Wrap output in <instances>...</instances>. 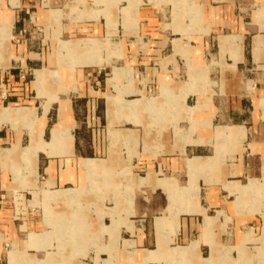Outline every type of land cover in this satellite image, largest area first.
I'll list each match as a JSON object with an SVG mask.
<instances>
[{"label":"crops","instance_id":"1","mask_svg":"<svg viewBox=\"0 0 264 264\" xmlns=\"http://www.w3.org/2000/svg\"><path fill=\"white\" fill-rule=\"evenodd\" d=\"M65 1H0V22L12 23L8 35L0 39V161L11 175L0 171V264H207L206 259H212L210 264H234L231 251L238 252L249 230L256 239L258 225L253 214L257 210L250 211V205H246L251 196L242 198L244 189L238 184L247 185L253 178L260 185L264 183V0H196L201 22L211 32L201 35L176 31L182 23L166 28L162 0H85L87 6L79 10L85 13L73 20L64 18ZM250 6L256 10L246 20L241 12ZM123 8L131 19H126ZM106 10L110 13L105 15L117 23L118 32L119 25L133 31L125 35L132 44L117 43L122 57L114 59L137 62L140 79H136L130 63L117 68L129 67L132 79L123 77L116 86L109 81L114 67L109 78L104 66L68 67L63 72L51 69L54 55L60 54L58 47L54 51L53 39L60 42L64 33L81 30L101 40L108 37L107 17L94 19L96 11ZM60 28L61 36L56 37ZM45 29L51 30L48 43V38H42ZM141 41L144 49L139 47ZM211 46L217 47L216 53H211ZM210 55H216L217 61L208 64ZM191 67L204 72L209 82L200 84V92L186 100L190 105L197 97L190 105L196 107L197 122L192 137L204 143L185 145L181 139L173 146L166 138L159 146L147 144L143 153L133 151L138 160L124 169L119 161L95 156L108 149L102 139L105 131L110 134L108 115H115L112 130L116 139L110 135L114 142L125 141L123 137L129 132L135 140L131 141L137 142L133 129H127V133L118 129L119 115L140 124L139 111L148 109L138 105L139 101L133 102L138 108L129 119L127 111L114 108L112 98H119V90L130 91L123 101L160 93L167 108L159 106L158 97L147 98H154L156 106L165 110L158 118L149 110L155 123L163 121L161 130L168 120L174 118L175 123L186 118L178 98L167 101L165 96L180 93L191 76L182 85H177L179 78L184 72L189 76ZM48 69L59 73L62 85L55 82L56 78H48ZM39 75L43 79L38 80ZM123 80L127 85H122ZM46 81L47 92L59 97L47 113L44 106L49 95L40 96ZM133 83L134 88L126 87ZM164 84L170 86L167 91ZM107 86L115 89V94L105 91L99 95ZM64 87L67 92H59ZM132 95L142 97L126 99ZM32 109L37 116L36 129L22 123L24 112ZM224 127L231 128L222 133L229 143L225 156L220 160L215 156L203 158L215 155V133ZM216 134L219 139L220 133ZM25 141L33 148L35 175L25 174L19 158V147L28 146H24ZM5 145L9 147H2ZM173 149L175 157L155 159L169 155ZM155 150L159 155H153ZM193 157L197 158L191 174L188 159ZM82 159L96 160L95 167L82 166ZM210 167V172L203 171ZM114 168H121L117 178L131 187L123 199L118 193L121 189L124 194V187H115L116 203L111 206L107 185L114 178ZM190 181L199 187V209L177 216L175 206L184 204L182 188H187ZM229 181L231 191L241 192L242 207L237 203L239 194L225 187ZM91 193L96 195L93 200ZM209 218L213 219L211 225ZM196 241L197 246L189 251ZM251 243H246V248Z\"/></svg>","mask_w":264,"mask_h":264},{"label":"rangeland","instance_id":"2","mask_svg":"<svg viewBox=\"0 0 264 264\" xmlns=\"http://www.w3.org/2000/svg\"><path fill=\"white\" fill-rule=\"evenodd\" d=\"M1 1V0H0ZM163 2H165L164 5L160 6L159 8L162 7V22L163 24H165L166 28L172 27L174 25V23H182L183 27L180 29H176V31L179 32H191V33H199L200 35L202 33L204 34H210L211 32L208 31V29L206 27L207 24L205 22H201L200 19V8L198 6V4L196 3V0H162ZM84 4H86L87 6V2H85V0H66L65 1V9H64V18L66 20H73V17H75L77 14L78 17L76 19H81L82 17L80 16L81 13H83L84 11H79L80 9H82V7L84 6ZM135 11L137 10L138 4H135ZM242 9V8H241ZM125 13L126 19L129 20V16L130 13H128V10L126 8L122 9ZM256 10V7H247L245 10H242L241 15L242 16H246V20L250 19V16L252 14L253 11ZM109 12L108 10L106 11H96L95 12V18L94 19H99V17L101 15H105V13ZM85 13V12H84ZM110 13V12H109ZM205 14V12H204ZM63 15V13L61 14ZM108 19V27H109V35L107 38L101 40L95 37H90L93 35H88L92 32H87L85 30H81L79 32H68V33H64L61 37V39L64 40H60L56 38L53 39L52 41V46L55 49H57L58 47V52L60 54H58L60 56L61 59H59L58 55L55 54L53 57V63L51 66V69L53 70H58L59 72H63V71H68V67L70 69H75L77 66H84V65H92V66H104L103 67V72L107 73L108 75H106L107 78L112 76V69L114 67V75L113 77L109 80L111 83L115 84V86L118 84L119 80L121 78H130V80L132 79V72L131 69L128 68H117V67H126L128 63L132 64V67L135 68V74H136V79H140L139 73H137V62H132V60H126V59H114V58H121L122 57V48L120 44L117 43H121L122 45L124 44L123 42H125V46H126V42L132 44L131 40L127 39V37H125V35H131L133 34V31L128 30L124 27H121L119 25V32H118V25L117 23L113 22L110 16L105 15ZM62 18L59 21L62 22ZM75 19V20H76ZM131 19V18H130ZM7 22L8 20H5L3 22H0V39H3V36L6 37L9 33L10 30H8L7 28H5V23L7 26ZM61 22L59 23V27L61 26ZM171 25V26H170ZM130 27H133V24L130 23ZM134 29L137 31V27ZM209 32V33H208ZM42 33V38L43 39H47L46 42H50L49 38H50V33L51 30H46L41 32ZM61 28L59 33L56 34V37H60L61 36ZM118 33V34H117ZM117 34V35H116ZM116 35L115 37H113V40H111V37ZM216 36V35H215ZM85 37H89V38H85ZM77 38H82L77 40ZM73 39V40H71ZM76 40V41H74ZM8 41V40H7ZM74 41V42H73ZM123 41V42H122ZM64 42H73L72 44H67ZM59 43V46H58ZM3 45V44H0ZM141 49H144L146 46L143 43V41H141V45L139 46ZM223 48V46H222ZM180 50H182L181 47H179ZM179 50V51H180ZM224 51L226 49H223ZM211 53H216L217 52V47H213L211 46L210 48ZM56 53V52H55ZM85 56V59L83 58ZM217 56L216 55H210L208 58L207 63H214L217 61ZM84 59V60H83ZM114 60V61H113ZM113 61V62H112ZM131 66V65H129ZM93 68H97V67H93ZM191 72L189 74V76L186 74V72H184L183 74H181V78H179V82L177 85H182L184 82L188 81V79H190L191 76V80L189 82H186L184 84V86L181 88L180 93L176 94L175 91L171 88L169 90L174 91L171 95L168 94V96H165V99L171 100L172 97H177L178 98V103H180L181 105H183L185 107V117L181 119L180 121H176L174 122V116L171 115V117L173 118L172 120H168L167 123H165V127L163 130H161L163 127L162 126V120H157L159 123H155L154 121V117L156 116V118L159 117V115H162L165 113L164 109H161L159 107L156 106L155 104V99L154 98H147V97H158L157 98V103L159 104V106H164V107H168L165 104V100L159 95L160 93L156 94V95H151V94H147L145 93L143 99H135V98H140L142 97V95L140 96H129L126 97V99H135V100H125L123 101V96L125 94H129L130 91H124V90H119V98H112L113 99V103H114V108L119 107L120 110H125L127 111L128 118L132 120V115L136 112L135 108H138L137 106L140 105L142 107H144L147 110H141L139 111V116L141 118V123L140 124H133L130 121L126 120L124 118V115H119V124H118V129L122 130L123 133H127V129H133L134 130V135L137 138V142L135 143L133 136L131 135L132 132H129L130 134L128 136H124L123 138L125 139V141L122 140H118L116 142H114L111 138V136L113 138L116 139V134L115 132L112 130V127L115 125V115H108L109 117V128H110V134L109 132L105 131L104 136H102V139H104L105 144L107 145L108 149L105 153H97V155H95L97 158H112L116 161H119L120 163H122L121 165H123V169L124 167H126V165L128 164H133V162H136L138 160V156L136 155L137 153H133L134 150H136L138 152V154L143 153L144 147L147 144H150L152 146H159L161 144H163L164 140L166 138H168L172 143L173 146L175 144H179V142L181 141V139L184 141L185 145L187 144H200V143H204V140H194L193 139V133L195 132L196 126H197V122L194 119V115H195V111H196V107L190 106V105H194L195 101L197 99V97L195 96L193 98L192 101L189 102L190 105L186 104V100L189 97L190 94L193 93H199V85H208L209 82L207 81V76L205 75L204 72H195L193 71L194 68L191 67ZM119 71V76L116 78V71ZM46 70L44 72L41 73H45ZM48 72V78L49 77H53L55 79L56 83H59L60 85L63 84V80L60 77L59 73H57L56 71H50L49 69L47 70ZM38 73V72H37ZM55 73L56 77H54L52 74ZM196 75V79L192 78L193 76ZM60 77V78H58ZM47 78V81H48ZM43 79V75H39L38 76V80ZM47 81L45 83V87H43V93L40 96L43 95H49V100L45 103V112L47 113L49 110V106L51 107L52 103L58 100V95L57 94H51L49 92H47ZM138 82V81H137ZM135 82V83H137ZM122 85H127L125 83V80H123ZM94 86H96V88L101 87V84H93ZM136 84H132L130 86H126L127 88L129 87H133ZM166 86H168L166 88V91L168 88H170V86L168 84H164ZM102 88V87H101ZM126 89V88H125ZM68 88L64 87L63 89H61L59 92H67ZM98 90V89H97ZM209 90V89H207ZM250 90V89H249ZM248 90V91H249ZM105 91L108 93V95H114L115 94V89H113L112 87H108L107 89H103L101 92H99V95H103L105 94ZM251 91V90H250ZM257 91V90H256ZM163 93H165V90L163 88ZM164 97V95H163ZM139 101V103H137L138 105L135 106V104H133V102H137ZM172 101V100H171ZM164 102V104H163ZM264 104V102H263ZM111 107V106H110ZM173 109H175L174 106H172ZM263 108V106H262ZM152 109V110H151ZM149 110H151L154 114H152L151 112H149ZM133 111V112H132ZM113 111L110 109V114ZM22 113V111H21ZM55 113H57V111L55 110ZM264 113V110H263ZM24 115L26 119L23 120V125L26 128H31V129H36V123H37V116L35 113V110L32 109V111L29 112H24ZM135 123H138V121H134ZM172 124V125H171ZM66 128V127H65ZM231 128L229 127H224L221 128V131H217L216 133H220V138L218 139L219 136H217V134L215 133V140H216V153L213 156L210 157H203V158H211V157H219L218 160H220L222 157L225 156V151L227 149V146L229 145V143L227 141H225V136L222 135V133H226L227 131H229ZM107 130V129H106ZM54 131H57L56 129ZM188 133V134H187ZM111 135V136H110ZM244 139V137H243ZM134 140V141H131ZM245 141V140H244ZM28 145V141L24 142V146ZM137 145V146H136ZM2 147H9L7 145L2 146ZM219 147V148H218ZM148 151L147 148H145V152ZM33 148H31V146L29 147H19V158L22 161V166H23V170L26 174H33V169H34V158H33ZM175 150L173 149L172 151L168 152L167 154L172 155H163V156H158L155 159L157 160H161L162 158H169V157H175L174 155ZM11 155V152L9 153ZM104 154V155H103ZM147 154V153H145ZM212 154V153H211ZM100 155V156H99ZM153 155L157 156L159 155V151L155 150L153 151ZM34 157L36 159L37 157V151H34ZM197 157H193V158H189L188 159V168L190 173L192 174V167H193V160L196 159ZM227 160V159H226ZM229 160V159H228ZM228 160L225 162L227 163ZM217 161V160H216ZM8 163V162H7ZM6 163V164H7ZM82 166H86V167H95V163L96 160L93 159H82L81 160ZM192 163V166H191ZM132 166V165H131ZM82 170L91 175L89 173V170L81 167ZM13 169V168H12ZM115 172L112 173L114 178L112 179L111 182H109V184L107 185V192H108V205L111 206H115L116 201L114 200V197L116 196L115 193V187L117 188V186L120 188L124 187V191L125 193H121V189L120 192L118 194H120L122 197V199L125 197V194L128 195V191L130 189V185H128L126 182L124 183L121 179L117 178V174L119 172H121V168L120 169H112ZM212 170V167L203 170V171H207L210 172ZM0 171H2V173H4L6 176L11 177L9 171L4 168L1 165V161H0ZM117 172V173H116ZM201 172V171H200ZM19 175H21V177H24L23 174L21 173V171L19 170ZM126 179H124L125 181ZM143 181V180H142ZM90 182V181H89ZM248 181H245L244 184H247ZM91 185V182H90ZM88 184V187L90 186ZM231 181H229L228 183L225 184V187L227 189H229V191L231 193H238L239 197H238V205L239 206H243V201L241 202L243 196H245L246 194H249L251 196L250 199H248L246 201V205H250L249 206V210L251 211H256L253 214H256V216H254L255 218H257L256 223L258 224L256 226V230L254 231V236L256 237V239L253 237V233L252 231H248L247 234L244 237L243 240V244L242 246L238 247L237 250H232L231 251V261L234 262V264H264V183L263 185H260L259 182L257 181V179H251L250 183L247 185H240L238 184L240 187H242L243 190V194H242V198H241V192H237V191H231ZM260 185V186H259ZM97 186L99 187V183H97ZM230 186V187H229ZM98 191H100L98 189ZM94 192V191H93ZM123 192V190H122ZM182 194H183V198H184V204H178L177 206H175V212L177 216H179L181 213H192V212H197V207L199 209V200H200V193H199V187L197 186V183H191V181L189 182V186L187 188H182ZM93 198H96V195L94 193L90 194ZM171 198L174 199V193H171ZM174 202V201H173ZM256 220V219H255ZM211 221H213L212 218H209L208 222L210 223L209 225H211ZM207 222V223H208ZM209 227V226H208ZM207 227V228H208ZM256 241V242H255ZM248 242H252L251 244L248 245V247L246 248V243ZM197 246V241L194 242L192 244V246L189 248V251L193 248ZM239 253V255H238ZM235 257V258H234ZM234 258V260H233ZM212 259H206V263L210 264V261ZM232 264V262H231Z\"/></svg>","mask_w":264,"mask_h":264},{"label":"bare ground","instance_id":"3","mask_svg":"<svg viewBox=\"0 0 264 264\" xmlns=\"http://www.w3.org/2000/svg\"><path fill=\"white\" fill-rule=\"evenodd\" d=\"M11 25H12L11 22L8 23L7 26H6V24H5V28H7L8 30H10V29H11ZM118 76H119V73H118V71H116V75H115V77L117 78Z\"/></svg>","mask_w":264,"mask_h":264}]
</instances>
